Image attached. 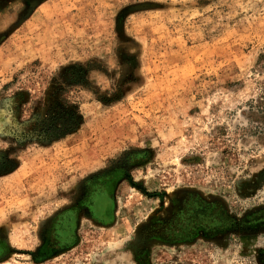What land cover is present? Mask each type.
Instances as JSON below:
<instances>
[{
  "label": "rangeland",
  "instance_id": "374dc122",
  "mask_svg": "<svg viewBox=\"0 0 264 264\" xmlns=\"http://www.w3.org/2000/svg\"><path fill=\"white\" fill-rule=\"evenodd\" d=\"M0 264H264V0L0 7Z\"/></svg>",
  "mask_w": 264,
  "mask_h": 264
},
{
  "label": "trees",
  "instance_id": "16d2710c",
  "mask_svg": "<svg viewBox=\"0 0 264 264\" xmlns=\"http://www.w3.org/2000/svg\"><path fill=\"white\" fill-rule=\"evenodd\" d=\"M63 116L70 119V123H68V121H66V120L65 121L61 120L62 125H61V127H59L60 131L55 133L56 136L65 135V134L75 130L77 128V126L79 125V118H78L75 111L68 112L66 114L64 113Z\"/></svg>",
  "mask_w": 264,
  "mask_h": 264
},
{
  "label": "flooded vegetation",
  "instance_id": "af4514ba",
  "mask_svg": "<svg viewBox=\"0 0 264 264\" xmlns=\"http://www.w3.org/2000/svg\"><path fill=\"white\" fill-rule=\"evenodd\" d=\"M14 0H0V7H2L3 5H7L10 2H13Z\"/></svg>",
  "mask_w": 264,
  "mask_h": 264
}]
</instances>
